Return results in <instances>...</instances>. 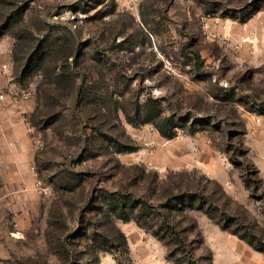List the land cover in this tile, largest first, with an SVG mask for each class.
Here are the masks:
<instances>
[{
    "label": "rangeland",
    "instance_id": "374dc122",
    "mask_svg": "<svg viewBox=\"0 0 264 264\" xmlns=\"http://www.w3.org/2000/svg\"><path fill=\"white\" fill-rule=\"evenodd\" d=\"M6 63L0 264H264V0H0Z\"/></svg>",
    "mask_w": 264,
    "mask_h": 264
},
{
    "label": "crops",
    "instance_id": "0c3cea01",
    "mask_svg": "<svg viewBox=\"0 0 264 264\" xmlns=\"http://www.w3.org/2000/svg\"><path fill=\"white\" fill-rule=\"evenodd\" d=\"M29 107L28 101L13 102L9 98L0 103V153L29 161L31 137L25 123Z\"/></svg>",
    "mask_w": 264,
    "mask_h": 264
},
{
    "label": "built area",
    "instance_id": "2783aa9c",
    "mask_svg": "<svg viewBox=\"0 0 264 264\" xmlns=\"http://www.w3.org/2000/svg\"><path fill=\"white\" fill-rule=\"evenodd\" d=\"M10 76V67L9 64H2L0 65V103L5 102L9 98V91L6 85H4L5 82L11 81ZM20 97L23 100L28 99V94L25 92L20 93Z\"/></svg>",
    "mask_w": 264,
    "mask_h": 264
},
{
    "label": "trees",
    "instance_id": "16d2710c",
    "mask_svg": "<svg viewBox=\"0 0 264 264\" xmlns=\"http://www.w3.org/2000/svg\"><path fill=\"white\" fill-rule=\"evenodd\" d=\"M257 250V249H256ZM258 250H260V249H258Z\"/></svg>",
    "mask_w": 264,
    "mask_h": 264
}]
</instances>
